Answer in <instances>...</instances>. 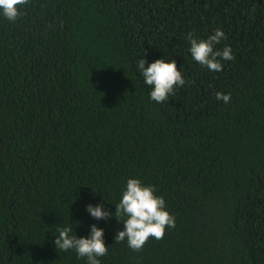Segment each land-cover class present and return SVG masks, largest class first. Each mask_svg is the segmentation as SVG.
I'll list each match as a JSON object with an SVG mask.
<instances>
[{"label":"trees","instance_id":"obj_1","mask_svg":"<svg viewBox=\"0 0 264 264\" xmlns=\"http://www.w3.org/2000/svg\"><path fill=\"white\" fill-rule=\"evenodd\" d=\"M0 14V264H87L57 227L104 230L100 264H264V0H28ZM232 50L222 71L188 33ZM185 84L150 98L137 61ZM231 94L225 104L216 93ZM175 217L140 251L115 241L126 182ZM88 205L112 218L96 220Z\"/></svg>","mask_w":264,"mask_h":264},{"label":"clouds","instance_id":"obj_2","mask_svg":"<svg viewBox=\"0 0 264 264\" xmlns=\"http://www.w3.org/2000/svg\"><path fill=\"white\" fill-rule=\"evenodd\" d=\"M27 3L28 0H0V14L8 21L15 22L21 16V7ZM193 37L194 33L189 32L187 38L191 57L208 70L222 71L221 60L234 59L232 50L227 45L223 51H214L215 45L226 39L225 33L219 28L207 39ZM137 64L144 83L151 88L150 98L156 103L168 101L174 95L175 88L185 84L175 60L166 62L164 59H157L145 67L146 60L140 59ZM216 99L227 104L231 100V94L217 92ZM155 193L153 186H146L139 179L127 180L121 199L115 205L114 216L124 218L123 230L116 233L115 241L126 240L130 249L140 251L150 238L161 240L167 228L175 227V217L166 210L163 197ZM86 211L96 220L112 218L108 211L103 210L102 205H88ZM57 231L59 235L54 240L56 248L61 251L75 250L78 257H87V264H100L98 257H103L108 252L104 242V230L96 225L90 226L87 238H77L73 234V228L67 226L57 227Z\"/></svg>","mask_w":264,"mask_h":264}]
</instances>
